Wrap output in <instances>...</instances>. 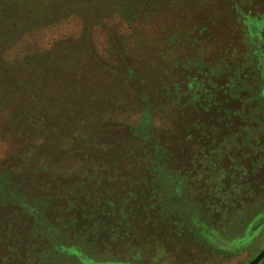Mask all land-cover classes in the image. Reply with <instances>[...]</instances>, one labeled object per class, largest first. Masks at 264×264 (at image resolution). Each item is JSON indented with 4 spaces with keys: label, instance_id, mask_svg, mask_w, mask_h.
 <instances>
[{
    "label": "rangeland",
    "instance_id": "374dc122",
    "mask_svg": "<svg viewBox=\"0 0 264 264\" xmlns=\"http://www.w3.org/2000/svg\"><path fill=\"white\" fill-rule=\"evenodd\" d=\"M74 1L26 0L24 20L0 6V264H248L264 249V0H152L131 27L85 1L89 37L76 15L39 22ZM150 36L172 55L142 87L126 71Z\"/></svg>",
    "mask_w": 264,
    "mask_h": 264
},
{
    "label": "trees",
    "instance_id": "16d2710c",
    "mask_svg": "<svg viewBox=\"0 0 264 264\" xmlns=\"http://www.w3.org/2000/svg\"><path fill=\"white\" fill-rule=\"evenodd\" d=\"M25 1L26 0H5L4 3H0V6L3 7V12L5 11L6 13L13 12L12 10L14 8H16L17 11L20 12L21 19L24 20V18H26V15L29 14V12L27 11L29 9L28 4H26ZM85 1L88 4V3L93 2V1L99 3V2L105 1V0H84L83 2H81V0H75L74 4L77 2L78 5L80 4V6H79L80 8H76V10L72 11L71 13H68L67 15H63V16L58 15V14L55 16L54 13L50 14L49 16L43 15L42 20L39 22H42V23L45 22V24L56 27V26L61 25L64 21H67L71 17L76 15L79 18H81V20L83 22V25H82L83 33L87 37H89L90 34L93 32V28L91 25L92 23L90 20V14L88 12V10H89L88 6H86L84 4ZM110 1H112L114 3V6L110 8V10L107 12V15L114 16L115 14H120L122 20L124 22L128 23V25L130 27L135 25V24H137L138 26L144 24L143 23L144 20H146L148 18V16L151 15V14H147L148 11H146V7L152 6L150 4V2H153L152 0H110ZM22 2H24V3H22ZM56 11L58 13L57 8H56ZM158 11H160V10L158 9ZM142 17H143V19H142ZM141 20H143L142 23L140 22ZM104 22H105V20L100 21V23L98 22L97 24L103 25ZM16 27H19L16 32L20 33L22 31L21 30V24H20V26L18 25ZM61 32H64V29ZM163 32H165V31L161 32V36H163ZM165 33H167V32H165ZM154 36L153 37L150 36V38H145V39H143V41L139 40V41L135 42L136 46H142L143 47V46L147 45L148 49H147V51L144 50L143 54L141 52L139 54L135 53V59L137 60V62L135 63L134 66L133 65H132V67L129 66V68L126 71L127 77H129L130 79H133V80H137L136 83L140 84L142 87L147 86L148 84L152 83L153 81H160L157 83L159 85H161V82L163 81V79L165 81L166 69L164 67H161L159 63H160V61L163 62V60H165L166 56L168 55V54H166L167 50L169 53L168 56L172 55V53H171L172 51H170L169 49H167V50L162 49L165 37H158L157 36L154 39ZM153 42L156 43V44H153L154 46L151 45V43H153ZM147 43H149V44H147ZM160 43H162V44H160ZM168 45L171 46L172 44H167L166 48ZM151 47H153V48H151ZM127 48H128V46L126 47V49ZM126 49H125V51H126ZM150 50H154V52L150 53ZM130 52L133 53V50H131ZM52 56H54V53L52 50L49 51V53H46L43 55L42 54H36V57L33 58V61L35 62L34 63L35 66L38 67L39 69L43 70L45 68L46 62H49L50 57H52ZM173 56H175V55L173 54ZM55 60H57V59H55ZM34 64L32 66H34ZM139 64L142 66L138 68ZM149 70L153 71V75H149L147 73ZM156 73H157V76L160 75L163 79L158 80L157 76H155ZM163 73H164V75H162ZM123 77H125V75H123Z\"/></svg>",
    "mask_w": 264,
    "mask_h": 264
},
{
    "label": "water",
    "instance_id": "95a60500",
    "mask_svg": "<svg viewBox=\"0 0 264 264\" xmlns=\"http://www.w3.org/2000/svg\"><path fill=\"white\" fill-rule=\"evenodd\" d=\"M264 260V249L248 264H260Z\"/></svg>",
    "mask_w": 264,
    "mask_h": 264
}]
</instances>
